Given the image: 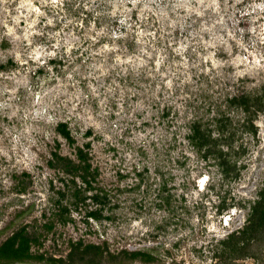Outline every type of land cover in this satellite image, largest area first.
Here are the masks:
<instances>
[{
  "label": "rangeland",
  "instance_id": "374dc122",
  "mask_svg": "<svg viewBox=\"0 0 264 264\" xmlns=\"http://www.w3.org/2000/svg\"><path fill=\"white\" fill-rule=\"evenodd\" d=\"M0 64V241L26 225L61 264H85L65 257L78 238L112 250L159 245L153 261L123 264H226L206 247L243 225L264 183V109L244 124L228 101L264 91V0H0ZM221 112L231 119L223 134L212 120ZM195 118L218 137L207 158L185 137ZM58 120L76 143L91 142L108 193L97 218L92 203L66 222L48 213L64 176L46 164L54 138L73 151ZM226 151L236 159L228 177L211 156ZM249 253L227 264H264V233Z\"/></svg>",
  "mask_w": 264,
  "mask_h": 264
},
{
  "label": "trees",
  "instance_id": "16d2710c",
  "mask_svg": "<svg viewBox=\"0 0 264 264\" xmlns=\"http://www.w3.org/2000/svg\"><path fill=\"white\" fill-rule=\"evenodd\" d=\"M0 65L3 66L2 64ZM261 88L263 89L264 86ZM228 101L231 106H238L242 109L245 116L243 120L244 124L245 122L251 124L252 118L257 115L258 111H263L264 109V91H257L256 93L237 92L229 97ZM212 120L218 123L216 128L220 134L224 132L223 126L231 122L230 117L225 115L224 112L214 115ZM206 125V121L201 123L198 118H195L189 123V131L185 134L188 143L203 158H207L209 154L217 152L214 148L217 145L215 139L218 137H212V133ZM55 130L64 137L70 146H73V151L71 154L62 153L60 151L61 143L57 138H54L57 144L54 146V149H51L50 155L46 159V164L49 167L55 168L56 171H61L64 176L60 177L63 181V187L60 186L55 190L58 197L54 199L51 197L48 213H52L55 217L58 216L59 221L66 222L68 219L67 214L71 213V209H76L79 205H84L85 203L91 207L89 204L92 203L96 204L95 207L86 208V213L88 216L97 218V213L108 203V193L106 189L96 184L98 173L97 168L92 165L90 154L91 142L76 143L77 140L71 132L67 120H58ZM250 131L255 133L254 128L250 129ZM90 133V128H87L84 132L85 135H89ZM230 147L232 149V146ZM234 151L238 152L237 149ZM234 151L233 154H235ZM224 153L226 155L221 153L217 154V156H211L218 158L216 164L219 166L220 172L224 177L232 176L236 169V159L229 158L227 156L229 154L228 151ZM24 174L28 175L27 173ZM19 182V187H16L18 192L26 191V184L23 181ZM88 191L90 192L86 193ZM88 198L89 201H87ZM165 202L168 203L169 201L166 199ZM30 206L31 203L26 208ZM25 211L20 209L17 213H24ZM42 213H46V211ZM246 214L247 216L242 226L232 230L225 237L215 242L212 241L206 247L211 252L212 258H219V260H223L227 264L233 258L237 259L250 254L251 244L264 233V183L257 190L256 197L250 201ZM54 223V219H50L45 225L49 229L53 227ZM42 234L30 231L26 225L13 229L0 241V264L28 259L38 261L53 260L54 262L57 261V264H61L60 262L63 261V257H46L44 252H39L36 249L43 242ZM157 236L158 232L154 231L151 233L153 240ZM178 241L179 239L174 242V245H177ZM158 247L159 245H151L134 249L122 247L119 250H112L105 242L84 241L78 238L69 241L65 257L69 261L71 260L72 263L75 260H79L85 264L100 263L104 258H107L108 261H113V264H123L125 258L149 262L153 261L158 252H160Z\"/></svg>",
  "mask_w": 264,
  "mask_h": 264
}]
</instances>
